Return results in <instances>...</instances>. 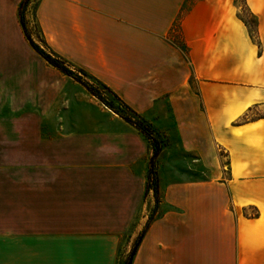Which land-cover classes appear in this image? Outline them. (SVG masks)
Masks as SVG:
<instances>
[{"label": "crops", "instance_id": "obj_1", "mask_svg": "<svg viewBox=\"0 0 264 264\" xmlns=\"http://www.w3.org/2000/svg\"><path fill=\"white\" fill-rule=\"evenodd\" d=\"M186 1L37 0L33 19L145 120L170 115L207 177L166 180L161 147L130 264H264V0ZM20 2L0 0V264H124L150 149L32 50Z\"/></svg>", "mask_w": 264, "mask_h": 264}, {"label": "trees", "instance_id": "obj_2", "mask_svg": "<svg viewBox=\"0 0 264 264\" xmlns=\"http://www.w3.org/2000/svg\"><path fill=\"white\" fill-rule=\"evenodd\" d=\"M31 0H21L17 9V18L20 24L22 33L24 35L25 40L28 42L29 46L32 50L41 57L45 63L49 66L55 68L61 74L70 77L73 81L77 82L81 85L84 90L95 99H97L100 103L108 107L110 110L114 111L118 114L120 118H122L125 122L133 126L143 137V139L147 142V145L150 149V155L147 163V173H146V183H145V191L144 195L147 194L149 190L152 191L155 206L151 213L149 214L146 224L142 231L137 236L135 242L133 243L131 251L137 245L138 240L142 232H144L146 226L150 223L153 218V213L156 210L158 204L157 198V176H156V158L160 152L159 141L153 136L152 129L150 125L143 119L141 115L133 111L129 106H127L108 86L102 83L100 80L84 71L81 68L75 67L62 57L56 55L51 49L47 46L44 39L39 34L38 43H34L30 37L27 35L24 23H23V12L25 10L26 5ZM36 5V4H35ZM109 96L110 98H108ZM114 101L116 104H114ZM256 216V213L253 214Z\"/></svg>", "mask_w": 264, "mask_h": 264}, {"label": "rangeland", "instance_id": "obj_3", "mask_svg": "<svg viewBox=\"0 0 264 264\" xmlns=\"http://www.w3.org/2000/svg\"><path fill=\"white\" fill-rule=\"evenodd\" d=\"M190 1L191 0L186 1L184 5L185 8L187 7L186 4H188V2ZM36 2L37 0H31L26 5L25 10L23 12V23H24L25 31L27 35L30 37V39L34 43L39 44V41H38L39 32L34 22V19H33V8ZM237 2L240 3L241 0H237ZM239 17L246 24L248 28L249 36L251 37L253 42L257 43L255 28H254L255 21L253 17L247 12V10L243 6L239 9ZM173 35H174V38H176V32ZM68 78L70 81H73L70 77ZM76 85H78V83ZM80 86L81 85L77 87L80 88ZM85 93L87 92L85 91ZM107 97L110 98L109 96ZM114 104H116L115 101H114ZM106 108L110 110L108 107ZM110 111L118 116V114L115 113L114 111L112 110ZM145 121L150 125L153 136L159 141L160 148L164 145L167 149L165 152V156L161 162L162 163L161 172L163 171V175L165 176L166 180H169V181H201L207 178L200 164L197 162L191 161L192 160L191 155L185 154L177 148V135H176L175 128L173 126L170 115H168L167 113H158V114L153 113V118L150 121H147V120ZM219 154H221V152H219ZM155 168L157 169V164L155 165ZM156 175H157V171H156ZM150 213L151 212H149V214ZM247 213L251 215L255 214L253 210H249L247 211ZM154 215H155V211L153 213V216ZM137 236L133 239V243L135 242ZM133 243L131 244V248L133 246ZM126 258L124 260V264H126Z\"/></svg>", "mask_w": 264, "mask_h": 264}, {"label": "water", "instance_id": "obj_4", "mask_svg": "<svg viewBox=\"0 0 264 264\" xmlns=\"http://www.w3.org/2000/svg\"><path fill=\"white\" fill-rule=\"evenodd\" d=\"M134 250H135V248L130 252V254H129L128 258H127L126 264H130L131 263V259H132Z\"/></svg>", "mask_w": 264, "mask_h": 264}]
</instances>
